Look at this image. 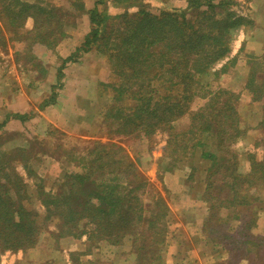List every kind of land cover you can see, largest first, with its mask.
<instances>
[{
	"label": "trees",
	"instance_id": "obj_1",
	"mask_svg": "<svg viewBox=\"0 0 264 264\" xmlns=\"http://www.w3.org/2000/svg\"><path fill=\"white\" fill-rule=\"evenodd\" d=\"M0 1L11 10L18 26L33 10L44 15L42 22L36 17V34H45L40 42L46 41L53 17L56 29L49 38L56 40L57 30L64 36L60 8L22 0ZM73 1L78 12L89 15L91 26L77 52L95 50L106 58L118 78V83L110 85L114 98L134 101L133 106H113L99 113L100 125L110 128V138H149L157 128L166 131L169 136L163 160L170 159L169 171L189 167L190 181L197 172L196 156L207 161L209 173L201 199L210 205V213L202 230L204 247L214 259H224L217 264H264V233L257 232L264 215V159H257V148L246 154L234 148L247 131L237 110L240 95L214 88L210 81L202 83L235 66L237 57L213 72L230 57L233 33L251 26L252 21L231 11L233 0H183L193 16L186 12L155 15L143 7V0H115L126 9L113 16L99 9L108 0H97L89 10L82 1ZM130 6L138 11L130 12ZM0 38L7 40L1 26ZM79 57L72 55L63 61L59 81L64 77L63 68ZM249 65L245 88L264 109V55L251 56ZM199 98L206 102L193 110ZM55 103L54 91L42 109ZM34 116H8L0 128L11 119L26 122ZM185 118L188 125L178 128L176 124ZM45 141L36 136V158L32 157L35 147L0 152V254L27 252L39 243L46 224L31 207L35 186L36 198L47 212L45 221L52 219L57 224L58 231L53 232L56 240L87 236L88 253L101 245H124L136 254V264H165L173 214L137 161L115 142L85 143L83 157L79 155L81 146H60L76 171L65 172L57 189L47 191L46 180L31 165L50 154ZM19 166L28 171L27 178H36L34 186ZM185 245L189 251L190 244ZM81 254L74 253V264H81Z\"/></svg>",
	"mask_w": 264,
	"mask_h": 264
},
{
	"label": "rangeland",
	"instance_id": "obj_2",
	"mask_svg": "<svg viewBox=\"0 0 264 264\" xmlns=\"http://www.w3.org/2000/svg\"><path fill=\"white\" fill-rule=\"evenodd\" d=\"M22 1L31 4L40 3L48 8L54 6L63 10L64 16H62L61 21L64 24V29H62L64 36L62 37L60 31L57 30L55 34L57 39L49 38L50 33L52 34L56 29L57 19L53 17L49 20L52 26L50 27V32L46 35V41L40 42L45 34L42 36L36 34V17L42 22L45 20L44 15H40L36 10H33L30 13L31 17L24 19L23 23L18 26L15 20L11 18L14 17L11 10L8 12L7 5L5 7V4L0 1V26L7 39L4 41L0 38V124L8 116L14 114H35L33 118L26 122L11 119L4 127L0 128V152H5L15 147L32 150L36 146V136L39 139L46 140L47 144L45 146L52 155L42 156V159L38 162L33 160L31 165L46 180L44 185L49 191L57 189L65 172L73 173L76 171L75 167L69 163L71 159L69 158L68 160V158L64 157V154L66 155V150L64 149L74 145L81 146L82 149L79 155L83 157L85 150L82 146L89 141L115 142L121 145L133 160L137 161L142 174L168 203H173L175 199L172 197L173 194L171 192L173 191L168 190L164 186L163 181L164 175H166L163 171L166 167L163 158L169 136L168 133L157 128L155 134L149 138L135 135L110 138L108 134L110 128L107 127L105 129L104 125H100L101 116L99 113L101 114L102 111H106L113 106L120 108L133 106L134 101H122L114 98L110 85L118 83V78L113 75L106 58L98 55L95 50L85 54L77 52L91 29L89 15L78 12L76 6L73 5V0ZM81 1L87 9L88 7L92 9L97 0ZM233 1L234 4L231 6V11L252 21L251 26L235 31L231 41V48L234 53L243 43L244 51L241 55H238L237 61L240 58L244 64L247 60L250 61L251 56L259 58L264 55V0ZM142 4L144 8L155 15H159L162 12H186L193 16L192 12L187 9V3L183 0H143ZM99 9L114 16L123 13L126 7L117 5L115 0H108L107 4L100 6ZM128 10L135 13L138 8L130 6ZM72 55H79L80 57L77 62L68 63L63 68L64 77L59 81L58 73L63 66V61ZM235 68L236 66L230 67L227 74L217 78L211 75L205 78L202 83L205 84L210 81L214 88L239 87L240 84L236 79L238 80L240 75L236 79L233 77V80L231 78L227 79L228 72ZM219 69H221V65L217 64L213 72ZM233 74L234 71L230 75ZM53 86H58V88L54 90ZM54 91L56 92V103L42 109L44 103L53 96ZM205 102L206 100L197 99L192 105L193 110L198 109ZM256 110L248 117L249 121L247 123L250 127L260 126L261 122ZM46 117L54 118L57 124L46 125V122H43V118ZM176 125L178 128H183L188 125V119H182ZM111 128L115 129L116 126ZM60 146L64 149H61ZM234 148L236 150V145ZM255 151L257 159L263 160L264 144ZM32 157L36 158V147ZM19 167V171L34 186L36 178H27L26 172L28 171L23 170L21 166ZM246 172L248 170H245ZM178 173L182 174V172ZM182 175H180L181 179L183 178ZM191 181L187 183L189 184ZM32 189L34 190V202H32L31 207L39 211L40 218L46 224L38 244L42 246L46 243L54 244L56 239L53 232L58 231L57 224L52 219L45 221L46 209L40 203L41 200L36 198L35 186ZM200 206L203 209L202 211H206L210 207L205 200ZM179 212L176 211V216L173 215L169 224V245L170 243L175 245L180 238L191 233V227L182 224L183 219ZM257 232L264 233V215L260 217ZM68 244H64V246L67 247ZM123 247L121 250L129 249L126 246ZM79 249H82V247ZM111 249L112 246L103 247V260L110 259L112 255L109 254L108 256V250ZM28 251L29 260H36L35 253H31V249ZM188 252L194 255L192 256L193 258L196 257L197 252H193V248H190ZM76 253L81 252L77 251ZM134 256L121 253L117 264H127L134 259ZM205 259L200 260V264H211V259L207 258L204 261Z\"/></svg>",
	"mask_w": 264,
	"mask_h": 264
},
{
	"label": "crops",
	"instance_id": "obj_3",
	"mask_svg": "<svg viewBox=\"0 0 264 264\" xmlns=\"http://www.w3.org/2000/svg\"><path fill=\"white\" fill-rule=\"evenodd\" d=\"M89 9L90 8L88 7V10ZM243 51L244 48L242 43L235 53L232 52L231 56L219 63V65L222 67L230 59L238 57L239 54L241 55ZM240 60L241 59L239 58L237 61L238 63L235 65L236 68L232 70L234 71V74L230 75L232 71H229L227 77V79L231 78V80H233V77L236 79L237 76L240 75L238 80L236 79L240 86L238 87L235 85L236 87L231 86L229 88L226 86L225 89H230L240 95V99L237 103V110L242 117L241 126L247 131L244 138H242L236 144V149H238L240 153L246 154L247 152L252 151V149L259 148L264 144V109L263 103L254 102L251 92L245 88L247 77L250 71V61L247 60L246 63L243 64V60ZM254 110H256L261 125L250 127L247 123L249 121L248 117L253 113ZM43 120V122H46V125L56 123V120L52 117H46L43 118ZM99 141L103 142L102 140ZM90 143L91 141H89L87 144ZM165 147H167V145ZM164 163L166 164V167L163 170L166 173L163 179L164 186H166L168 190L173 191L171 192L173 194L172 197L175 198L173 203H168L171 212L176 216V211H180L179 214H181L183 219L182 224H186L191 227V233L184 235L178 242H176L175 245L170 243L169 249L165 253V264H200V260L204 258H208L209 260L211 259V264H217L218 262L223 261L224 259L220 261L214 259L215 256L208 252L203 243L205 235L202 230L206 220L208 219L209 209L207 208L206 211H202L203 209L200 208V204L203 202L201 197L205 190V183H207L208 179V162L201 160L198 158V156H196L194 165L197 168V172L191 178L192 181L189 184L187 182L190 181L189 177L192 173L189 167L169 171L168 167L170 164V159L164 160ZM178 172H182L183 175ZM179 174L183 176L182 179L180 178ZM225 212L227 211L225 210ZM69 238L72 237L56 240L54 244L46 243L43 246L37 244L35 248L31 249V253H35L36 255V260H29V254L27 253L29 251L4 252L0 254V264H74L73 255L77 251L83 254H81L80 257L81 264H100L107 262L110 264H117L120 260L119 257L121 256V253L128 256L135 255L134 259H132V261L130 260L127 264H136V254L132 253L130 249L121 250L124 248V245L122 247H112L111 250H108V256L109 254L112 255L110 256L111 260H103L104 255L102 249L105 246H110L101 245L98 248H93L92 253H88L90 251L87 236H83L81 239L72 238L73 240ZM184 243L191 245V247L188 246L189 250L190 248H193V252H197L195 258L192 257L194 256L193 254L188 252V249ZM64 244H68L67 247L64 246ZM80 247H82V249H79ZM205 251L206 255L202 256L203 252ZM206 259L204 261H206Z\"/></svg>",
	"mask_w": 264,
	"mask_h": 264
}]
</instances>
